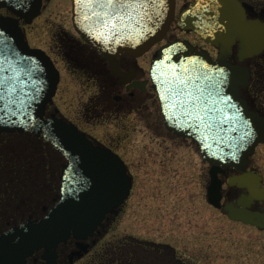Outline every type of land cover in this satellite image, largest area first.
Segmentation results:
<instances>
[{
	"label": "water",
	"instance_id": "water-1",
	"mask_svg": "<svg viewBox=\"0 0 264 264\" xmlns=\"http://www.w3.org/2000/svg\"><path fill=\"white\" fill-rule=\"evenodd\" d=\"M35 1L36 6H24L22 0H0V7L7 6L31 21L40 12V0ZM73 1L74 23L86 40L107 52L127 51L135 56L164 38L176 12V0H120L121 4L97 8L88 6L87 0ZM102 16L104 30L112 35L101 37L89 30L93 18L99 22ZM178 24L219 46L220 53L214 60L208 52L198 51L183 40H174L158 50L151 74L166 124L177 134L198 141L210 162L243 164L257 144L264 142V117L249 111L246 104L245 110L241 108L239 88L250 83L251 71L228 58L237 39L240 60L261 53L264 22L247 19L239 0H194L181 13ZM59 81L60 72L52 59L30 47L18 20L1 16L0 132H44L69 163L64 168L63 194L57 206L43 219L0 235V264H25L35 250L43 247L48 260L45 264H55L61 242L72 235L80 239L92 235L106 213L119 206L130 192L131 177L117 154L94 146L63 118H45ZM217 170L212 169L208 197L220 206L222 183ZM224 208L232 219L264 227V211L246 212L233 203ZM79 246L81 251L76 254L81 257L89 245Z\"/></svg>",
	"mask_w": 264,
	"mask_h": 264
},
{
	"label": "rangeland",
	"instance_id": "rangeland-1",
	"mask_svg": "<svg viewBox=\"0 0 264 264\" xmlns=\"http://www.w3.org/2000/svg\"><path fill=\"white\" fill-rule=\"evenodd\" d=\"M244 1L254 7L253 12L264 16V0ZM59 27L74 32L71 7L45 8L29 28L32 45L47 47L50 33ZM154 53L152 50L145 54L147 67ZM62 56L66 64L61 57L58 62L61 81L54 104L59 108L58 114L77 121L105 143L114 144L134 175L127 205L116 215V221L111 219L112 227L102 235L92 254L77 264H87L105 246L109 254L114 249L118 255L123 254L125 258L117 264L121 261L126 264L137 239L169 242L192 264L193 257L201 255V264H264L261 261L264 260V231L231 220L222 209L208 202L203 180L208 165L191 141L177 139L161 126L159 102L153 98L151 89L138 114H113L112 119L98 120L91 111L92 104L98 100L109 106L111 94L106 90L97 94L98 89L89 82L88 75L74 71L88 68L98 71L97 63L86 59L91 64L85 67L77 60L74 61L80 67L77 68ZM248 64L264 75V55ZM102 105L95 107L101 109ZM4 137L6 143H0V195L5 202L0 203V218L12 221L20 216L28 217L49 202L53 175L59 173L61 163L48 154L45 144L36 141L37 144L26 136ZM255 152L254 166L264 174V143Z\"/></svg>",
	"mask_w": 264,
	"mask_h": 264
},
{
	"label": "flooded vegetation",
	"instance_id": "flooded-vegetation-1",
	"mask_svg": "<svg viewBox=\"0 0 264 264\" xmlns=\"http://www.w3.org/2000/svg\"><path fill=\"white\" fill-rule=\"evenodd\" d=\"M190 1L191 0H177L178 11L186 7ZM241 1L246 7L248 17L261 16L260 14L253 12L255 10L254 7L250 8V6L247 5L244 0ZM98 2L99 0H96L93 2L92 5L94 6L101 5V3ZM109 4L112 5L113 3H109ZM48 7H62V8L71 7L72 10L73 0H42L41 13L33 20V22L28 23L25 19L23 18L20 19V24L31 45L32 42H31V35L29 28L37 19H39L42 16V14L45 11V8ZM3 14L10 15L12 13L5 8H0V15ZM72 29L74 30V32L70 31L69 29H65L64 27H59L57 31L50 33L49 36L50 41L47 47L34 46V45L32 46L46 50L53 57L57 65H59L58 62H60L61 57H62V61L66 64V61H64L65 58L62 55L67 57L68 61H70V63H72V65H74L77 68H80L74 62L77 60L82 61L85 67H87L86 65L91 64L90 61L86 59H91L92 63L93 61L97 63L98 71H94L91 68H88L87 71L84 69L83 70L76 69L74 71L77 72L83 71L84 75H88V80H90L89 82H91V84L95 87L96 90L98 89L97 94H101V92H103L104 90L109 91L111 94V101L109 106H107L106 103L103 104L105 105L103 106L102 103L99 102L98 100H95L93 102L91 111H93L95 117H97L98 120L112 119L113 114L114 115L119 114L123 116H128L133 113L138 114L142 106L144 105L146 96L148 97V94L150 92L149 89H151V92H153V94L155 93L156 97L153 94L152 96L153 98H157V101L159 102L156 89L154 87V84L150 76V71H149L150 66L147 67L146 60H144V57H146L145 55L141 57H135L129 53H124L122 55L117 56L116 59L111 60L110 58L106 57L98 49L96 45L84 40V38L75 29L73 19H72ZM194 35L195 37L197 36L192 31H185L179 28L177 26V21H175L172 27L170 28L168 35L166 36V39L162 43L156 45L153 48V52L161 44L166 43L167 41H170L174 38L180 37V38L189 39L188 36H192L194 39H190V40L196 46V48L208 49V47H210V50L213 53L215 52L218 53L219 51L218 48L205 43L204 41L200 40L198 36L197 37L199 40L196 39ZM53 39L55 40V43H51V40ZM237 50H238V42L234 46L233 55H236L235 53H237ZM68 65L69 64L67 62V66ZM252 71L254 70L252 69ZM259 91H261L260 87L254 85L252 81L249 86L242 87L240 93L241 96L247 100L248 106L251 110H254L258 112L260 115L264 116V97L258 96ZM100 104L102 105L101 109L95 107V106H99ZM157 110L161 119L163 120V124L161 126H164L165 130H167L170 133V135H173L175 138L191 141L192 144L197 148L199 154L201 155L202 161L208 165V169L205 172L206 177L203 179L204 185L207 190L208 185L211 183L213 177L212 169L214 167V164L209 163L203 158L200 148L196 142L192 141L189 138H183L181 136L175 135L166 128L164 123V118L161 112L160 103H159V108ZM47 112L48 115L56 114L60 116V113L58 114L59 111H57L53 105H50L48 107ZM68 120L74 122L81 131L85 132L89 136V138L94 141L95 144L106 148H110L114 152L118 153L124 159L128 168V172L130 173L132 179L134 180V175L131 172V169L129 168V163L127 159L125 158L122 152L118 151L116 147L113 146L114 144H111L109 142L105 143L101 138L90 133V131H88L86 127H83L81 126V124L77 123V121L70 119ZM4 135L26 136L29 137V139H31L35 143L39 142L47 145L48 154L50 156L54 155L57 159H59L60 160L59 162L61 163V167L57 170V172L59 171V173L53 175L54 183L51 188L52 196L49 202L47 204L42 205L37 212L30 214L28 217L20 216L19 218H17V219H21L19 221H17V219L11 221L5 219L3 220L0 218V234L8 231L13 227H17L29 220H35L43 217L53 206H55L61 195L60 187L62 182L63 167L67 162L65 156L61 152L56 150V148H54L52 143L44 139L43 136H38L36 134H32L28 132H0V136L2 137L0 143L2 144H5L7 141L4 140L5 139ZM255 153L252 156H250V162L247 166H244L243 171H238L232 166L228 168L221 167L220 170H218L217 178L220 179L222 182V186L220 189V193H221L220 202L222 203L221 209H224V206L226 204L234 202L236 205L245 207L246 209L252 211H263L264 196H262L257 192H252L247 187L241 186L239 182L234 179L237 176L238 177L241 176L243 173L250 172V174L253 175L257 174V178L259 179V183L257 185H259V189L260 187L261 188L264 187V174L254 166L252 160ZM0 173H1V167H0ZM202 177H203V173L201 175V178ZM257 185L256 188L258 189ZM253 188L254 190H257L254 186ZM132 189H133V184L130 194L132 193ZM129 197L130 195L126 198L124 203H122L113 211L107 213L106 218L104 219L102 225L97 227L95 233L92 236H89L86 240H79L74 237H71L67 242L62 243L57 248L58 264H69L70 261H74L75 255H77L76 253L79 251V247H80L79 244L89 245L88 254H92L91 252L98 246L99 240L102 237V235L109 230V227H112L113 220L111 219L115 218L114 220L116 221L117 219L116 215L121 214V211H123V207L127 205V201ZM3 199L4 196L0 195V203L5 202L2 201ZM207 200H208V195H207ZM243 225L252 227L254 229H257L258 231L259 230L264 231V227L260 228L257 225L245 224V223ZM132 249H133L132 253L135 255V260L132 261V264H192L191 262L185 261L178 254V251L175 250V247L169 242L137 239V241L133 243ZM201 249L202 248H200V250ZM120 251L122 252V249ZM43 255H44V249L36 251L33 256L28 258L26 264H44L45 259L43 258ZM201 256L193 257L194 260L193 264H201ZM142 257H145V259L140 260ZM239 258L240 257H237V260H239ZM261 261L264 263V260ZM121 264L123 263L121 262Z\"/></svg>",
	"mask_w": 264,
	"mask_h": 264
},
{
	"label": "trees",
	"instance_id": "trees-1",
	"mask_svg": "<svg viewBox=\"0 0 264 264\" xmlns=\"http://www.w3.org/2000/svg\"><path fill=\"white\" fill-rule=\"evenodd\" d=\"M262 8H263V5H262ZM257 59L259 60V58H257ZM257 59H254V60L257 61ZM261 64H263V63H261ZM255 76H256V78H255L256 82L254 83V85L259 86L260 90H261V91H259L258 96L264 97V91H262V90H264V85H263L264 75L263 76L260 75L259 69L255 68ZM94 256H93V259L90 258V260L87 264H117L118 261L122 260V258L123 259L125 258L122 253L118 255L116 249H114L113 253L109 254L106 246L99 253H96V255H94ZM130 256L131 257H128L126 264H132V261L135 260L133 253H131ZM121 262L119 264H121Z\"/></svg>",
	"mask_w": 264,
	"mask_h": 264
}]
</instances>
